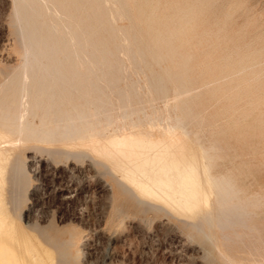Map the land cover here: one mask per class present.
I'll return each instance as SVG.
<instances>
[{
	"label": "bare ground",
	"instance_id": "6f19581e",
	"mask_svg": "<svg viewBox=\"0 0 264 264\" xmlns=\"http://www.w3.org/2000/svg\"><path fill=\"white\" fill-rule=\"evenodd\" d=\"M90 16L86 2L79 0H14L22 56L17 66L0 75V264H35L39 255L51 250L32 242L30 226L21 224L28 232L22 233L12 220L18 214L9 215L7 208L9 161L14 159V171L22 177L26 168L20 152L26 150L19 151V146L29 142L51 157L92 158L118 172L119 186L150 207L188 217L204 209L198 219L185 221L211 242L217 232L227 241L258 232L264 194L249 190L229 161L228 133L202 108L206 91L224 94L232 86V73L193 86L188 71L191 52L179 50L163 36L152 52L169 57L173 65L157 77L127 84L114 99L105 87L117 82L101 72L112 65L103 62L102 50L92 48L87 35ZM122 47L133 59L143 53L128 43ZM78 58L82 62L72 61ZM168 78L172 98L167 96ZM17 194L15 199L21 200ZM44 242L57 250L51 264H71L75 259L70 240L49 237Z\"/></svg>",
	"mask_w": 264,
	"mask_h": 264
},
{
	"label": "rangeland",
	"instance_id": "374dc122",
	"mask_svg": "<svg viewBox=\"0 0 264 264\" xmlns=\"http://www.w3.org/2000/svg\"><path fill=\"white\" fill-rule=\"evenodd\" d=\"M79 1L86 2L91 14L87 27L91 47L101 49L103 62L112 65L101 72L117 82L105 87L114 99L127 84L157 77L173 65L169 57L152 52L163 36L179 50L191 52L188 71L193 86L232 73V86L224 94L206 91L202 108L218 129L228 133L229 161L242 173L249 190L264 194V0ZM13 19L14 0H0V75L17 66L22 56ZM127 43L143 53L137 59L125 55L122 45ZM167 84V96L172 98L171 79ZM25 144L30 149L21 144L19 151L26 150L20 158L27 172L18 176L14 159L9 161L7 182L12 173L15 179L6 186L16 190L11 193L6 188L5 196L12 204L6 203L9 215L18 214L12 220L20 231H28L38 248L51 249L38 254L35 264H51L57 254L54 247L44 245L47 242L41 243L49 237L71 241L75 258L71 264H264V207L258 209V232L232 241L217 232L211 242L185 221L198 219L204 209L197 217L196 213L181 217L150 207L119 186L118 172L92 158H55L34 143ZM12 184H19L18 188ZM21 224L30 227L26 231Z\"/></svg>",
	"mask_w": 264,
	"mask_h": 264
}]
</instances>
